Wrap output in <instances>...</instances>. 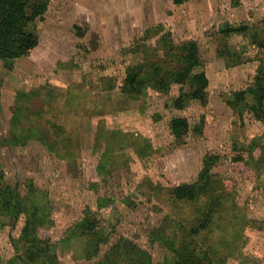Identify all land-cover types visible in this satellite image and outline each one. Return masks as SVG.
<instances>
[{
  "label": "rangeland",
  "instance_id": "1",
  "mask_svg": "<svg viewBox=\"0 0 264 264\" xmlns=\"http://www.w3.org/2000/svg\"><path fill=\"white\" fill-rule=\"evenodd\" d=\"M157 24L177 51L195 42L206 104L189 95L188 82L163 90L151 74L139 92L127 84L132 65L177 68L155 36L136 43ZM228 25L247 30L225 35ZM27 29L38 36L29 55L0 59V183L25 199L36 189L40 211L30 218L56 264H133L126 249L113 252L126 241L150 264H172L166 242L181 237L173 224L188 211L171 190L193 183L208 153L218 155L212 173L230 204L202 236L215 247L210 257L264 264V119L250 111L247 91L264 70V0H48ZM175 117L188 123L177 137ZM24 218L0 211V264H27Z\"/></svg>",
  "mask_w": 264,
  "mask_h": 264
},
{
  "label": "trees",
  "instance_id": "2",
  "mask_svg": "<svg viewBox=\"0 0 264 264\" xmlns=\"http://www.w3.org/2000/svg\"><path fill=\"white\" fill-rule=\"evenodd\" d=\"M174 1L182 3L188 0ZM47 5L48 0H0V59H16L29 55L38 44V36L29 31L27 26L43 16L47 10ZM246 30L247 27L244 25H228L222 29V32L225 35H231L244 33ZM154 36L156 37L155 43H159L160 49L168 53L172 61L176 62L178 66L170 73L164 74L154 62L150 63L154 67L151 70L148 68L140 71V68H134L132 65L127 70L126 75V82L129 87L135 92H139L146 85L148 75L155 74L158 76L156 77L158 78L157 88L166 90L172 82H188L189 95L199 100L201 104H206L208 100V78L204 71H197L200 63L195 42L188 41L177 51V47L173 44L175 42L172 39L171 31L166 29L164 25L157 24L146 28L136 43H148L147 41ZM139 47L140 45L132 46L126 48L125 51L135 53L138 52ZM153 78L154 75L151 80ZM247 91L252 94L255 100V103L250 106V111L255 117L264 119L262 110L264 70L260 71L253 85ZM239 97L241 98L239 100L245 101V94ZM187 128L188 123L185 118L175 117L170 121L171 133L176 137ZM216 159H218V155L208 153L197 179L193 183L178 185L171 190L173 199L189 212L173 224V227L177 226L178 230H176L180 231L181 237L166 242L173 255L172 264H214V259L210 257L209 253L214 252L215 247L205 243L207 237L202 238V236L215 223L220 226L221 220L216 218L217 212L220 209H225V206H230L225 182L212 173V165ZM35 192L36 189L30 188V197L25 199L16 187L0 183V211L7 212L17 219L21 215H25L19 241L22 242V259H25L27 264H56L57 257L53 245L48 240L39 237L34 218H30L40 211V207L36 205L39 202L36 201ZM100 241L101 238L96 235L94 246L96 247ZM123 242L125 241L123 240ZM130 244L128 245L127 241L125 244L122 242L115 244L113 252H119L118 254L121 256L122 249H126L124 256L126 258L128 253L129 263L150 264L148 254L140 251L134 245L130 246ZM201 244L204 245L202 247H204L206 257L199 261L194 252ZM110 261L114 262L115 258ZM219 262L216 261L215 264H219Z\"/></svg>",
  "mask_w": 264,
  "mask_h": 264
}]
</instances>
